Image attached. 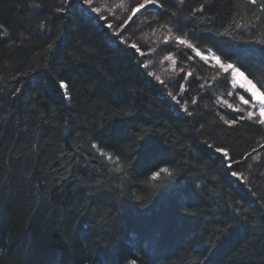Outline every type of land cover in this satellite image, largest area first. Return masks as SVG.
Segmentation results:
<instances>
[{
  "label": "trees",
  "instance_id": "16d2710c",
  "mask_svg": "<svg viewBox=\"0 0 264 264\" xmlns=\"http://www.w3.org/2000/svg\"><path fill=\"white\" fill-rule=\"evenodd\" d=\"M102 1L0 0V264H264V125L193 51L264 92V0Z\"/></svg>",
  "mask_w": 264,
  "mask_h": 264
},
{
  "label": "snow or ice",
  "instance_id": "6c2138e0",
  "mask_svg": "<svg viewBox=\"0 0 264 264\" xmlns=\"http://www.w3.org/2000/svg\"><path fill=\"white\" fill-rule=\"evenodd\" d=\"M64 2H67V0H64ZM155 2H156V0H144L143 3L139 4L136 8L132 9L133 15H135L141 9L145 8L146 5L153 4ZM85 3L91 5L92 0H85ZM252 3H255V0H252ZM57 11H64V9L63 8H60V9H57ZM93 11L99 12L100 9L93 8ZM129 19H131V17H129ZM40 27H44V25H40ZM108 27L111 28L112 25L109 24ZM178 40H179V43L180 44L186 43V41H184L182 39H179L178 38ZM49 47L51 48L52 45H49ZM131 47L135 51H137V52L140 51V49L135 44L131 45ZM189 47L191 48L192 46L189 45ZM193 51H195L196 52V55L197 56H200V58L202 60L209 59V57L202 55L201 52L198 49H193ZM213 59H215L216 64L219 66V68L223 69L225 72H227L229 69L231 70V77H232V84H233V86L239 84V86L241 88H244L248 93H250L251 100L253 101V108L258 107V111H259V124L260 125H264V92H261L260 89L257 87V85L255 83H253V81L250 80L248 78V76L245 75V72L244 71H241V69L239 67H234L232 64H223L220 61V57H217V56H213ZM144 67L147 68L148 65H144ZM149 75H152V74L149 73ZM157 79H159V77H157ZM224 83H227V81L225 80ZM59 86L62 89L66 88V84L63 81L60 83ZM17 91H18V89H17ZM65 95H67V93H65ZM169 95L172 96V93H169ZM172 98L173 99H176L175 96H172ZM240 99L243 101V103L245 105L249 104V100L248 99H245L243 96H241ZM185 111H187V109H185ZM255 115H256V113L254 111H249L247 113V116H248L249 119H252ZM240 119L242 120L243 117H241ZM225 123L235 124L236 121L235 120H233L231 122L225 121ZM215 150H216L217 153H220L221 154V157L222 158H225L226 157L229 160L231 159V157L229 155V152L226 149L221 148V147H217ZM229 168H231V165H229ZM161 171L162 172H165V173H168L169 172V169L164 168ZM159 174L160 173H154V177L159 176ZM232 175L233 176H237V173L236 172H232ZM236 211L239 212V211H242V209H237ZM133 264H134V262H133Z\"/></svg>",
  "mask_w": 264,
  "mask_h": 264
},
{
  "label": "rangeland",
  "instance_id": "374dc122",
  "mask_svg": "<svg viewBox=\"0 0 264 264\" xmlns=\"http://www.w3.org/2000/svg\"><path fill=\"white\" fill-rule=\"evenodd\" d=\"M124 1V0H123ZM141 3H143V2H139V3H136V5L133 7V9L134 8H136L139 4H141ZM118 5H120V1L118 2ZM91 6H92V8H98V9H100V10H110L111 8H110V3H104L103 4V1L102 0H92V3H91ZM114 6V5H113ZM117 7V6H116ZM115 7V8H116ZM121 7L123 8V11L125 10V6H124V4L122 3L121 4ZM117 10V9H116ZM120 10H122V9H120ZM133 14V13H132ZM157 38H160V37H162L161 36V33L160 32H157L156 34L155 33H153ZM195 49H197V48H195ZM200 52H201V54L202 55H204V56H207V57H209V59H207V60H204V61H206V62H209V63H212V64H216V61H215V59H213V56H217L212 50H210V49H198ZM196 53V52H195ZM199 58H200V56H198ZM218 57V56H217ZM163 62H161V65L159 66V67H157L158 68V70H160V73H161V78L163 77L162 76V73H165V74H167V75H170V74H173L174 72H176L175 70V66H173V56L171 55V54H167L166 56H164L163 57ZM221 61V60H220ZM222 63V62H221ZM229 71V79H230V82L232 83V77H231V70L229 69L228 70ZM166 75V76H167ZM235 86H237V87H239V88H241L240 86H239V84H237V85H235ZM244 91H246L244 88H242ZM246 93H248L247 91H246ZM249 95H250V93H248ZM241 100V99H240ZM242 101V100H241ZM249 111H254L255 113H256V115L253 117V119H256V120H258L259 121V111H258V107H256V108H253V101L251 100L250 102H249V104H247V111H246V113H248ZM99 152H103V151H99ZM105 154V156H106V158L107 159H109V160H111V157L109 156V154L108 153H104Z\"/></svg>",
  "mask_w": 264,
  "mask_h": 264
}]
</instances>
